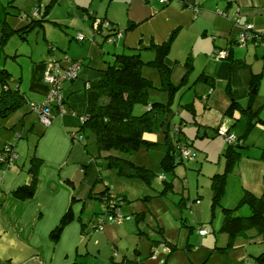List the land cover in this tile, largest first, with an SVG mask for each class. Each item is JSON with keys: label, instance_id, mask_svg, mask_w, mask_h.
I'll use <instances>...</instances> for the list:
<instances>
[{"label": "rangeland", "instance_id": "rangeland-1", "mask_svg": "<svg viewBox=\"0 0 264 264\" xmlns=\"http://www.w3.org/2000/svg\"><path fill=\"white\" fill-rule=\"evenodd\" d=\"M231 1L236 5L234 0ZM108 5L109 0H0V32L3 27L18 30L27 26L30 22L27 17L31 20L35 12H38L39 17L44 15L45 18L41 26L36 25L27 33L13 32L3 43L0 49V68L10 72V86L20 84V90L29 97L35 65L47 57L49 44L54 46L53 56L56 60L81 61L85 57L84 48L88 42L82 44L76 37L81 33L90 38L93 23L90 15L104 17L106 10H109ZM111 6V12L123 20L125 0H114ZM113 45L112 43L111 46ZM248 45L250 52L246 51L245 46H234V50L239 51L237 58L248 54L247 60L253 71L263 75L251 106L252 111L257 112L264 122V45L261 43L259 47H254L251 42ZM209 47L206 37L192 38L184 35L172 49V56L182 59L184 54H190L196 59L198 66V62L203 60L204 51ZM142 58L146 60L145 55ZM211 58L209 55V59ZM150 71L154 75L151 76L152 82L158 86L160 83L156 70L151 68ZM75 79L69 81L72 83ZM78 86L80 92L76 93V99L82 101L83 86L79 81ZM167 97L165 92L156 88L150 89L148 94L150 103H165ZM228 100L219 87L211 92L203 84L191 89L183 87L176 93L171 107L169 134L174 137L173 129L181 127L180 138L190 143L188 148L193 158L187 160L176 157L175 167L171 171L161 167L164 157L163 129L144 133L147 141L158 143L159 146L148 150L141 148L132 155L115 150L99 154L95 147V134L80 132L83 140L80 143L76 139L74 143L83 147L86 145L89 155L99 162L103 170V180L126 198L121 205L122 224H107L111 229L110 239H103L100 233L92 230L86 234L84 253L86 250L89 252L83 258V264H110L111 259L117 262L141 260V264H255L253 257L264 251V235L253 228L248 229L233 240L229 250H221L229 238L220 233L219 228L223 224L221 207L235 208L244 190L257 197L264 192V159L261 157L264 148V123L248 128L244 116L239 115L237 121L224 116ZM191 102H194V109H186L184 105ZM240 103L245 107L247 100ZM30 104L34 103L25 104L20 111L9 117L15 121L21 119L22 113L26 112L22 117L25 119L24 127L20 121L14 131L11 129L12 124L6 125V130L3 127L5 119L0 120V141L3 142L7 137L6 146H13L16 154H24L27 150L31 153L41 134L49 130L42 145L47 152L58 156L57 153L67 150L70 143L63 132L60 137L55 130L58 127V115L53 114L51 125L46 127L39 121L38 114L31 111ZM65 107L69 110L68 105ZM144 110L137 105L133 109V115L138 116ZM76 117L85 120L83 115ZM222 131L237 139L235 146L238 147L239 159L227 175L221 206L213 212L211 177L224 172L223 152L228 146ZM4 146L5 144L1 148L4 149ZM107 154L143 165L155 172L156 177L150 184L139 178L119 177L113 167H108L105 159ZM164 180L171 188L159 196V192L166 186ZM98 185V188L103 187V181ZM87 202L85 211L88 209L92 216L100 212L101 206L97 200L90 199ZM249 214L246 206L234 212L235 216ZM201 231H205L206 235L202 236Z\"/></svg>", "mask_w": 264, "mask_h": 264}, {"label": "crops", "instance_id": "crops-1", "mask_svg": "<svg viewBox=\"0 0 264 264\" xmlns=\"http://www.w3.org/2000/svg\"><path fill=\"white\" fill-rule=\"evenodd\" d=\"M113 1H109V10H106L102 18L111 23L112 30L120 29L121 38L112 42L105 40L102 35L91 34L90 38L86 36L82 44L87 41L88 45L84 48L85 57L82 58L84 66L79 71V78L75 82L63 85V97L66 101L64 108L66 110L65 105H68L69 110H66L67 114L63 116L59 115L57 110L53 111V114L59 117L56 123L58 127L55 130L60 137L63 132L64 136L70 140L67 150L58 152V156L47 152L42 145L49 131L45 130L39 137L33 152L30 153L27 150L24 154L15 153L16 159L13 165L1 173L0 264H73L77 261L78 264H83V258L89 252L86 250L84 253L86 234L89 230L100 233L103 239H110L111 229L108 225L98 226L96 230V216H92L91 212L85 209L91 196L102 192L106 186L112 195L121 192L114 190V187H109V183L102 178L103 170L99 162L92 159L93 157L89 155L85 147L74 143L68 132H76L79 125L78 119L70 116V110L73 109L79 115H83L87 106L85 95L82 101L76 99V93L80 92L78 81L82 83L81 91H83L87 85L86 81L95 78L98 72L104 71L108 64L114 61L115 54L139 52L141 58L143 55L146 56V60L142 58L144 62H148L154 58V52L149 47L152 44L168 42L174 35L166 62L171 69L170 80L172 84L179 86L178 91L183 87L191 89L198 84H203L211 92L218 87L219 90L224 91L227 100L229 99L225 110L230 106L231 99L237 101L241 107L243 106L240 101L247 100L248 104L252 79L259 74L253 71L251 63L247 60L248 54L237 58L239 51H235L234 46H239L236 40L243 31L240 24H250L256 33L264 36V0H234L236 5L231 0H176L165 7L153 0H125L126 12L123 20L111 12ZM195 6L200 8L197 13L194 11ZM235 16L240 18L238 27L232 22ZM130 24L134 27L127 30ZM184 35H190L192 38L206 37L209 41L210 47L204 51L203 60L198 62V66L196 59L190 54H184L182 59L172 56V49ZM251 43L254 47H259L258 45L261 44L258 40ZM248 46L247 43L246 51L250 52ZM215 50L224 53V58L209 59V55H212L211 53ZM46 58L41 62H45ZM41 62L35 65L33 84L30 87L31 91L28 92L29 97L26 92L20 90V84L16 87L8 84L13 89L19 88L27 101L26 104L30 102L39 104L46 96L47 88L43 83L44 69ZM150 70L151 67L144 66L142 75L153 80L151 76L154 75ZM200 75L204 80L198 79ZM157 76L160 83L158 72ZM159 86L160 84L156 87ZM257 89L258 86L256 91ZM192 103L194 109V102ZM25 113L23 112L21 119L15 120L16 122L9 119L13 113L10 114L3 122V127L6 129V125L12 124L13 131L20 123L24 127L25 119L22 117ZM239 115L240 113L235 111L229 119L237 121ZM6 140L7 137L3 142L0 141V151L4 144L6 146ZM31 157L43 161L39 169V184L32 198L18 200L12 192L30 182L27 169ZM102 181L103 187L98 188V184ZM72 196L76 199L71 204L74 219L63 229L59 240L53 242L50 232L58 225L69 208ZM78 217L84 224L83 228ZM85 221H87L86 224Z\"/></svg>", "mask_w": 264, "mask_h": 264}, {"label": "trees", "instance_id": "trees-1", "mask_svg": "<svg viewBox=\"0 0 264 264\" xmlns=\"http://www.w3.org/2000/svg\"><path fill=\"white\" fill-rule=\"evenodd\" d=\"M170 3L161 6L165 7ZM90 17L93 19V23L90 27L92 35H102L105 37V40L112 42L118 40L116 39V35L117 33L121 32L120 29L115 28L112 30L111 23L104 18L93 16V14L90 15ZM44 19V15L38 18L32 17L31 20L27 17V20L30 22L27 24V26L18 30H12L10 28L6 29L3 27L0 32V49H2L3 43H5L6 39L9 38L13 32H18L19 34L27 33L36 25L41 26ZM95 21L99 22L98 29L96 30L94 29ZM103 22H107L108 25L103 26ZM243 25L244 24H240V26ZM133 27L134 25L130 24L128 25L127 30H130ZM22 37L24 38V36ZM84 37L85 38L82 40L76 37V40L82 43L86 39L85 35ZM173 37L174 35H172L168 42H164L159 45L152 44L149 47V49L154 52V58L151 61L144 62L139 52H133L130 54H115L114 61L108 64L104 71L98 72L95 78L86 81L87 85H85V89L82 91L83 95H85L87 104L86 111L83 113L85 120L78 119L76 116L80 118V115L73 109L69 112L70 116L79 120L77 131L68 132V135L73 141H75V139L72 137V134L80 137L81 140L76 141L81 143L83 138L80 135V132H93L96 138L95 147L99 154L104 151L108 152L115 150L127 155H132L141 148L148 150L149 148L159 146L158 143L147 141L144 138V133L153 130H162L166 121H168V119L172 116L171 107L179 86L172 84L170 80L171 69L167 64L166 59L170 49V42ZM53 47L54 46L52 44L48 45V57L46 60L49 57L54 58ZM45 62L40 63L43 65V69ZM70 62H79V71L81 67L84 66V60H73ZM59 63L63 65V68H67L69 64L67 61H59ZM144 66H149L158 72L160 77L159 87L154 86L152 80L147 79L142 75V68ZM79 71L75 81L79 78ZM59 73H62V71H59ZM261 75L262 74H259L253 77L250 90L254 86L257 88ZM10 79V72L5 68H0V85L2 86V91L0 92V120L6 119L10 114L21 109L27 102L19 88L13 89L8 86ZM198 79L204 80L202 75H200ZM182 80L184 81V78ZM65 83L71 82L65 81ZM63 85L62 96H64ZM152 88H156L165 92L168 95L167 102L150 103L148 100V94ZM255 94H251L250 92L246 107H241L237 101L231 99L230 106L223 113L224 116L230 118L232 117L233 113L237 111L247 120L248 128L256 125L257 123H264L258 117L257 112L252 111L251 104ZM230 98L232 97L230 96ZM65 102L66 101L63 97L62 106L65 112L63 115L67 114V111L64 108V104H66ZM137 105H140L145 109L144 112L138 116L133 115V109ZM192 106V102L184 105V107L189 110L193 109ZM54 109L58 112L57 106L54 105V108H52V114ZM170 126L171 123H169L167 130L163 131L165 135L163 140L164 142L162 144L164 149V157L161 160V167L168 171L173 170L175 167V158H181L179 155L180 145L181 143L186 142V140L180 138V133L182 132L181 127H175L177 128V132H174L173 129V132L175 133L174 138L169 134ZM174 140L176 144H174ZM235 145L236 142L234 144H228L227 148L223 152V156L225 157L224 172L222 174H215L211 177V188L213 190L211 211L213 212L216 208L221 206L227 175L239 159V151L237 149L238 147ZM237 145L239 144L237 143ZM84 147L87 150L86 145ZM11 153L15 154L14 147L11 145H7L3 150L0 151V155H4L7 160ZM261 157L264 159V148L262 150ZM105 159L107 160L108 167H113L119 177L139 178L147 184H150L156 177L155 172L145 166L137 165L129 159L113 154H107ZM180 162H182V160H180ZM42 165L43 161L41 159L31 157L29 167L27 169V172L30 176V182L27 185L18 187L12 192V195L16 199L27 200L32 198L39 184V169L42 167ZM4 167L5 166L0 163V173L5 171L6 168ZM170 188L171 185L166 183L165 188H163L158 195L161 196L162 194L166 193V190ZM91 199L99 201L101 206L100 212L94 214L96 216L95 222H97L95 227L96 230H98V226L103 227L108 223L120 224L123 221V217L121 216V205H123V203L126 201L125 196L119 194H110L109 188L106 186L102 192L93 194ZM75 201V197L72 196L69 208L60 219L58 225L50 232V237L53 242H57L59 240L63 229L74 219L71 204ZM242 206H246L250 214L248 216H235L234 212ZM117 209H119L118 213L116 212ZM221 209L223 211V224L219 228V232L226 234L229 238L228 243L224 248H221V250H229L232 246L233 240L248 229L253 228L254 230H257L258 233L264 235V192L260 197H257L252 192L244 190L243 195L235 208L226 209L221 207ZM77 219L83 228L84 224L81 222V218L78 217ZM119 219L121 222H118ZM170 250H172V248ZM253 259L255 264H264V251L254 256ZM73 264L78 263L75 262ZM110 264H141V260L128 259L117 262L111 259Z\"/></svg>", "mask_w": 264, "mask_h": 264}, {"label": "built area", "instance_id": "built-area-1", "mask_svg": "<svg viewBox=\"0 0 264 264\" xmlns=\"http://www.w3.org/2000/svg\"><path fill=\"white\" fill-rule=\"evenodd\" d=\"M155 1L160 5H166L175 0H155ZM194 11L197 13L200 11V8L195 6ZM33 17L38 18L39 17L38 12H35ZM232 21L236 25L240 24L239 16H235L232 19ZM98 24H99L98 21L94 22L95 30L98 29ZM107 25H108L107 22H103V26H107ZM242 27H243V31L238 35L236 40L238 45L246 46L248 42L250 41L254 42L257 40L264 45V36L256 33L252 25L244 24ZM121 36H122L121 32L117 33L116 39L121 38ZM77 38L82 40L85 37L83 34L80 33L78 34ZM211 57L219 60L224 58V53L220 52L219 50H215L212 53ZM67 62H69L67 68H63L62 67L63 65L59 63V61H57L55 58L49 57L46 60L43 70V83L47 88L45 99L39 104H30L31 110L38 114L39 121L45 126H49L51 124L53 118L52 108H54V105L57 106L59 115H63L65 113L62 106V98H63L62 85L65 81L75 79L78 75V71L80 68L79 62H70L68 60ZM59 71H62V73H59ZM174 132H177V128H174ZM222 135L227 139V144L235 143L236 138L234 135H230L226 131H222ZM72 137L75 140L76 139H79V141L81 140V138L77 137L76 135L72 134ZM189 146L190 143L188 142L181 143L179 149V155L181 159L190 160L193 158L188 148ZM15 158L16 157L14 153L10 154L8 160L4 155H0V163L3 164L5 168H7L12 164ZM116 212L118 213L119 209H117ZM118 222H121V220L119 219ZM200 234L202 236H205L206 232L201 231Z\"/></svg>", "mask_w": 264, "mask_h": 264}, {"label": "water", "instance_id": "water-1", "mask_svg": "<svg viewBox=\"0 0 264 264\" xmlns=\"http://www.w3.org/2000/svg\"><path fill=\"white\" fill-rule=\"evenodd\" d=\"M256 93V87H253L252 89H251V94H255ZM170 118L168 119V121H166V123H165V125H164V127H163V131H166L167 130V128H168V125H169V123H170Z\"/></svg>", "mask_w": 264, "mask_h": 264}]
</instances>
